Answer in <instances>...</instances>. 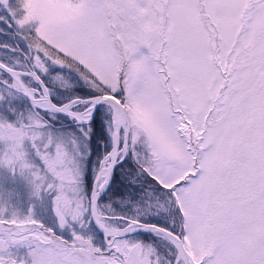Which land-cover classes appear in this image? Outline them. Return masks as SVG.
I'll use <instances>...</instances> for the list:
<instances>
[{
  "label": "snow or ice",
  "instance_id": "1",
  "mask_svg": "<svg viewBox=\"0 0 264 264\" xmlns=\"http://www.w3.org/2000/svg\"><path fill=\"white\" fill-rule=\"evenodd\" d=\"M0 23L23 42L0 171L27 188L0 185V264H264V0H0ZM126 158L136 187L102 200Z\"/></svg>",
  "mask_w": 264,
  "mask_h": 264
},
{
  "label": "trees",
  "instance_id": "2",
  "mask_svg": "<svg viewBox=\"0 0 264 264\" xmlns=\"http://www.w3.org/2000/svg\"><path fill=\"white\" fill-rule=\"evenodd\" d=\"M0 27H4L2 23H0ZM8 32H11V29L8 30ZM7 41L8 43H15V40L9 36L5 35L3 33H0V41ZM6 51V50H3ZM12 55V54H11ZM79 90V89H78ZM77 92H87V90L80 88V90ZM103 123V119H101L97 127L93 129V133L91 134V138L89 139L87 143V147L91 149L87 156V160L85 162V182L89 183L91 179V173L89 172L92 165L96 163V161L99 159V157L102 155L104 151L108 148V140H107V134L105 133V139L104 142L101 144L99 137L96 135L97 128L99 127V124ZM65 129H72L75 130V125L68 124L64 126ZM134 166L132 164V161L130 159H127L125 161L120 162L113 171V179L110 181L107 189L105 190L102 200H109L117 195H123L129 191L130 188H134L136 186L128 185L127 180L128 176L130 175V169H133ZM139 179V178H138ZM118 206V205H117ZM158 220V219H157ZM140 238H146L149 237L150 234L147 232H138L135 233ZM96 235L99 236V234L96 232ZM100 238V236H99Z\"/></svg>",
  "mask_w": 264,
  "mask_h": 264
},
{
  "label": "rangeland",
  "instance_id": "3",
  "mask_svg": "<svg viewBox=\"0 0 264 264\" xmlns=\"http://www.w3.org/2000/svg\"><path fill=\"white\" fill-rule=\"evenodd\" d=\"M15 41H16V43H19L21 46H23V42L22 41H19L18 39H15ZM3 50H6V49H0V51H3ZM6 51H3V52H6ZM12 55H16V53H12ZM0 58H2V57H0ZM80 88H82V87L77 86V88L75 90H78V89L80 90ZM82 89H85V90L88 91V89H86V88H82ZM0 185L4 186L6 189H15V191L19 194L21 199H24L27 196V188H26L25 183L20 181V180H16L15 182H13L9 178L8 174L6 172H4V171H0ZM36 211H37L38 215L43 216L45 219H48L49 216H50V209L46 213L42 207L38 206ZM151 219H159V218L158 217H154V218H151ZM133 235H134V237L139 238V239H143V240H148L149 237H150L149 236V237H146V238H140L137 234H133ZM96 237H97V240L99 241L100 240L99 236L96 235Z\"/></svg>",
  "mask_w": 264,
  "mask_h": 264
},
{
  "label": "flooded vegetation",
  "instance_id": "4",
  "mask_svg": "<svg viewBox=\"0 0 264 264\" xmlns=\"http://www.w3.org/2000/svg\"><path fill=\"white\" fill-rule=\"evenodd\" d=\"M15 43H16V41H15ZM16 103L19 105V106H21V107H23V101H16ZM61 119H66V118H61ZM68 124H72V123H70V121H68V122H66L65 124H64V126H66V125H68ZM109 146V145H108ZM99 160V159H98ZM98 160L96 161V163L94 164V165H96L97 163H98ZM94 165H92V167L90 168V170H89V172L91 173V179H90V181H89V183H87V182H85V188H86V190L88 189V188H90V186H91V180H92V172H93V168H94ZM101 239V238H100Z\"/></svg>",
  "mask_w": 264,
  "mask_h": 264
},
{
  "label": "water",
  "instance_id": "5",
  "mask_svg": "<svg viewBox=\"0 0 264 264\" xmlns=\"http://www.w3.org/2000/svg\"><path fill=\"white\" fill-rule=\"evenodd\" d=\"M70 123H71V122H70ZM109 147H110V145L108 146V148H109ZM108 148H107V150H108ZM107 150H106V151H107ZM98 233H99V232H98ZM99 235L101 236V233H99Z\"/></svg>",
  "mask_w": 264,
  "mask_h": 264
}]
</instances>
